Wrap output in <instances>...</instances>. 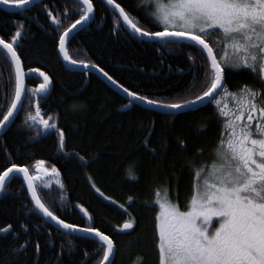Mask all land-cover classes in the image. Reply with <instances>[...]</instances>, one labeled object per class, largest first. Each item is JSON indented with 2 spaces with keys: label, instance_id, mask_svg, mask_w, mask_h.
Segmentation results:
<instances>
[{
  "label": "trees",
  "instance_id": "obj_1",
  "mask_svg": "<svg viewBox=\"0 0 264 264\" xmlns=\"http://www.w3.org/2000/svg\"><path fill=\"white\" fill-rule=\"evenodd\" d=\"M115 2L138 26L162 30L141 0ZM92 3L91 21L69 41L71 59L96 65L123 87L161 103H182L206 90L210 63L195 46L178 48L140 39L103 0ZM82 7L77 0H45L22 11L0 6V38L12 42L17 27L23 25L15 48L26 72L23 105L0 137V174L13 164L27 167L32 175L37 173V161H44L48 169L55 167L57 179L36 184L42 202L54 215L111 237L113 264H158L156 210L151 206L154 189L167 187L183 207L193 184L187 162L211 160L222 120L209 102L174 115L138 104L126 109L128 101L96 74L68 68L58 51V37L79 19ZM48 12L60 19V25L52 22ZM215 41L212 37L209 42L219 56L222 47ZM30 69L38 72L28 75ZM39 72L51 81L46 95L38 93L43 83ZM226 73L224 85L232 92L250 81L245 69ZM14 87V66L0 48V119L14 98ZM223 103L231 106L227 98ZM37 105L41 116H51L50 123L55 122L57 129L44 131L38 123L27 121ZM59 130L65 133L63 149ZM130 170L135 178H130ZM130 218L135 220L134 228L121 231ZM8 225L11 230L0 233V264H99L102 258L96 239L48 223L35 210L19 176L12 177L0 198V228Z\"/></svg>",
  "mask_w": 264,
  "mask_h": 264
},
{
  "label": "snow or ice",
  "instance_id": "obj_2",
  "mask_svg": "<svg viewBox=\"0 0 264 264\" xmlns=\"http://www.w3.org/2000/svg\"><path fill=\"white\" fill-rule=\"evenodd\" d=\"M30 3L33 0H0V4L16 8H24ZM80 3L83 7L79 19L58 37L59 53L65 61L74 65L80 63L88 68L89 65L83 61L71 59L66 50L70 33L82 22L91 19L94 12L92 0H80ZM106 3L114 5L124 24L147 41L178 48L195 46L210 62L211 79L206 90L196 95L195 99H186L182 103H161L139 95L117 84L107 72L100 69L113 85L122 88L130 98L129 105L140 101L153 107L178 111L191 110L197 103L202 104L207 99L210 104H215L222 120L223 130L211 153V160L187 162L193 175V184L192 193L183 207L171 198L167 187L154 189L155 198L151 206L156 210L154 219L158 264H264V87L245 85L237 92H232L223 83L225 67H228L258 73L264 84V0H141V5L149 12L157 27L162 28L154 32L138 26L115 0H106ZM48 16L54 24L60 25V19L51 12H48ZM22 29V24L17 27L11 37L12 42L0 38V46L6 50L15 69L14 98L0 119V128L6 127V122L22 106L26 91V73L14 47L22 35ZM212 37L222 47L219 59L213 44L209 42ZM184 41L190 43L184 45ZM36 72L37 69H30L28 75ZM39 76L43 77L44 83L38 91L43 92L50 80L43 72H39ZM192 87H195L194 83ZM224 98L231 101V106L229 103L221 106ZM170 114L174 115L175 111ZM52 119L51 116L44 119L38 105L34 115H27V121L38 123L45 131L57 129L55 122L50 123ZM58 135L59 147L63 149L65 133L59 130ZM80 159L83 160V157ZM44 164V161L36 162L39 173L59 176L55 167L48 169ZM12 173L22 174L35 210L51 218L65 232L93 234L102 249L99 264H113V240L94 227H78L54 215L37 194L35 182L41 176L30 174L27 167L13 164L3 171L0 174V192L5 190ZM129 176L135 178L131 170ZM60 187L63 185L60 184ZM100 195L103 196V193ZM81 211L85 216L88 215L86 210ZM134 225V218H130L122 225L121 231L133 229ZM10 230L11 225H8L0 228V233Z\"/></svg>",
  "mask_w": 264,
  "mask_h": 264
},
{
  "label": "water",
  "instance_id": "obj_3",
  "mask_svg": "<svg viewBox=\"0 0 264 264\" xmlns=\"http://www.w3.org/2000/svg\"><path fill=\"white\" fill-rule=\"evenodd\" d=\"M42 1H45V0H33V3H30V4H28L26 7H24V8H16V7H10V6H6V5H3V4H0V6L1 7H3V8H5V9H8V10H17V11H22V10H25V9H28V8H31L32 6H34V5H36L37 3H39V2H42ZM77 1H79L80 2V0H77ZM105 3H106V0H103ZM116 3V2H115ZM107 4V3H106ZM108 5V4H107ZM109 7H110V9H112L118 16H119V12L115 9V7H114V5H108ZM93 14H94V12L91 14V17H93ZM120 18V17H119ZM92 19V18H91ZM91 19H89L88 21H86V22H82V24L81 25H78L77 26V28L76 29H74L71 33H70V35H69V37H68V40L66 41V50L68 51V49H67V47H68V44H69V41L71 40V38L73 37V35L79 30V29H81L82 27H84L86 24H88L90 21H91ZM121 19V21H122V23H123V25L134 35V36H136V37H138V38H140V39H143V40H146V38H144V37H141V36H139L138 34H136V33H134L131 29H129L128 28V26L126 25V24H124V22H123V20H122V18H120ZM56 25V24H55ZM6 42V41H5ZM19 42H20V38H19V40L14 44V47H16L18 44H19ZM184 42H188V41H184ZM188 43H190V42H188ZM0 48L2 49V46H0ZM5 52H6V50H4ZM58 51H59V47H58ZM69 54V53H68ZM60 56H61V58H62V60L64 61V63L66 64V66L68 67V68H70V69H74V70H77V71H82V72H92V73H94V74H96L99 78H101L105 83H107V85H109L113 90H115L116 92H118L120 95H122L128 102H129V97L126 95V93H124L123 92V90H122V88H119V87H117L116 85H113L104 75H103V72H101L100 71V68L98 67V66H96L95 65V67H92V65L91 64H88L89 65V67L88 68H85V67H83V65L82 64H80V63H77V64H72V63H70V62H68V61H65L64 60V58H63V55L62 54H60ZM210 63V62H209ZM22 67H23V65H22ZM24 69V68H23ZM25 71V70H24ZM26 73V72H25ZM37 73V72H36ZM42 79H43V77H42ZM50 80V79H49ZM43 83H44V80H43ZM42 83V84H43ZM223 83H224V80H223ZM117 84H119V83H117ZM24 85H25V90H26V76H25V81H24ZM120 85V84H119ZM40 88V87H39ZM38 88V89H39ZM50 88H51V81H50V83H49V85H48V87H47V89L45 90V91H43V92H39L38 91V93L40 94V95H46L47 93H48V91L50 90ZM25 96H26V91H25V93H24V95H23V97H22V105H23V102H24V99H25ZM209 101L207 100V99H205V101L201 104V103H197L194 107H193V109H191V110H194V109H196V108H199V107H202V106H204V105H206L207 103H208ZM134 104H138V105H141V106H143V107H146V108H149V109H153V110H155V111H158V112H161V113H168V114H170V113H172V112H174L175 111V113H179V112H185V111H189V109H181V110H171V109H167V108H163V107H153V106H150V105H148V104H146V103H142V102H140V101H135V102H133V104H131V105H127L126 106V109H130ZM22 107V106H21ZM21 107H19V110L18 111H16V113L14 114V116L12 117V118H10V121H8V122H6L7 123V126L6 127H4V128H0V137L2 136V135H4V133L9 129V127L12 125V123L14 122V120H15V118H16V116L18 115V113L20 112V109H21ZM45 167V166H44ZM46 168V167H45ZM31 174V173H30ZM34 175H39V176H41V179H46V178H49L51 175H43L42 173H39L38 172V170H37V173L36 174H34ZM14 176H19L22 180H23V176H22V174H20V173H12V174H10V180L12 179V177H14ZM40 179V180H41ZM40 180H37L36 182H35V184H37ZM23 182H24V184H25V186H26V188H27V184H26V182L23 180ZM29 193V192H28ZM2 194H3V192H0V198H1V196H2ZM37 194H38V192H37ZM29 196H30V198H31V194L29 193ZM33 205H34V202H33ZM34 207H35V205H34ZM83 209V208H82ZM85 210V209H84ZM38 211V213L48 222V223H50L51 225H53L54 227H56V228H58L59 230H61V231H63V232H65V230L64 229H62L56 222H54V221H52L51 220V218H47V217H44L43 216V214L41 213V212H39V210H37ZM87 212V211H86ZM86 217H89V214L88 215H86ZM66 233H70V234H75V235H80V236H86V237H90V238H93V239H96L97 241H98V238L97 237H95L93 234H88V233H84V232H81V231H76V232H74V233H72V232H66ZM111 238V237H110ZM112 239V238H111ZM115 246V245H114ZM115 254V253H114ZM113 258L114 257H112L111 259L113 260Z\"/></svg>",
  "mask_w": 264,
  "mask_h": 264
},
{
  "label": "flooded vegetation",
  "instance_id": "obj_4",
  "mask_svg": "<svg viewBox=\"0 0 264 264\" xmlns=\"http://www.w3.org/2000/svg\"><path fill=\"white\" fill-rule=\"evenodd\" d=\"M221 54H222V52H221ZM221 54H220V55H221ZM220 55H219V56H220ZM217 56H218V55H217ZM219 56H218V59H219ZM222 63H223V62H222ZM228 69H230V68L225 67V72H224V83H225V81H226V79H225V74H227L226 72H227ZM245 70H247V72L250 74V81L247 82L245 85L251 86V87H253V88H261V87H264V84L261 83V80H260V78H259V76H258V73H257V74H253V73L251 72V70H248V69H245ZM255 76H257L258 78H256Z\"/></svg>",
  "mask_w": 264,
  "mask_h": 264
},
{
  "label": "rangeland",
  "instance_id": "obj_5",
  "mask_svg": "<svg viewBox=\"0 0 264 264\" xmlns=\"http://www.w3.org/2000/svg\"><path fill=\"white\" fill-rule=\"evenodd\" d=\"M44 131H45V130H44ZM57 177H58V176H51L50 178H46V179L49 180V181H52V180L57 179Z\"/></svg>",
  "mask_w": 264,
  "mask_h": 264
}]
</instances>
